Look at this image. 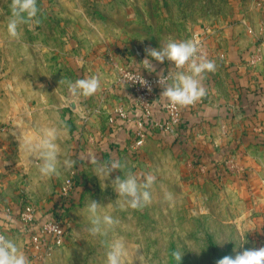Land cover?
I'll list each match as a JSON object with an SVG mask.
<instances>
[{"label": "rangeland", "instance_id": "rangeland-1", "mask_svg": "<svg viewBox=\"0 0 264 264\" xmlns=\"http://www.w3.org/2000/svg\"><path fill=\"white\" fill-rule=\"evenodd\" d=\"M10 4L0 0V165L7 170L0 172V226L29 264L34 263L21 210L29 203L44 210L61 183L76 175L88 188L67 213L66 245L49 253L45 264H106L107 247L115 240L125 245L123 264H176L171 253L177 249L184 255L181 264H216L264 247V181L253 185L224 175L203 176L173 149V133L151 138L122 170L100 181L92 163L79 162L78 139L65 116L70 101L78 99L67 82L82 79L78 62L83 56L92 55L112 70L117 54L139 49L148 58L147 48L170 39L192 41L203 31L229 57L234 49L250 52L243 57L257 58L254 66L264 72V49L257 54L264 39L256 37L263 30L264 0H37L39 23L21 26L19 40L7 33ZM106 90L99 88L102 94ZM52 128L58 133L60 163L56 174L44 177L35 154L19 143H37ZM65 159L75 161L73 169L63 166ZM128 172L138 182L149 173L156 178L151 203L141 209L122 207L111 186ZM165 191L172 194L171 202ZM91 200L104 206L99 216L119 221L96 236L88 231Z\"/></svg>", "mask_w": 264, "mask_h": 264}, {"label": "crops", "instance_id": "crops-1", "mask_svg": "<svg viewBox=\"0 0 264 264\" xmlns=\"http://www.w3.org/2000/svg\"><path fill=\"white\" fill-rule=\"evenodd\" d=\"M262 29L256 35L258 39H264V23ZM206 34L203 56L216 65V70L205 73L201 81L206 96L196 107L183 111L181 124L172 137L147 123L146 129L150 134L147 142L151 138H172L173 149L193 161L191 167L194 171L200 170L206 177H235L241 183L255 185L264 181V72L259 65L252 67L249 64L250 60L246 58L250 52L243 54L240 48L234 49L229 57L223 49L211 44ZM234 36L236 43L240 37L237 33ZM263 49L264 43L257 54ZM221 54L226 56L222 58ZM115 58L119 63H129L146 75H161L168 70H176L169 61L161 64L152 60L153 67L145 65L143 61L146 58H137L131 50L117 54ZM78 63L82 79L97 76L100 86L107 88L103 94L98 90L91 97L78 96L74 102L70 101L66 110L65 116L71 121L78 139V160L85 167L93 159L98 162L118 160L124 168L136 156L129 151L136 119L132 100L118 84L117 69L109 70L110 67L97 62L92 55L81 57ZM162 91V88L158 90L152 111L154 120L164 122L166 115L162 107L167 99L160 97ZM118 106L129 111L130 122L116 120L114 125L109 122L110 118L116 117L114 111ZM2 170L7 172L0 165V172ZM86 188L88 185L81 180L74 204L79 193ZM57 191L58 188L49 206L38 210L42 221L53 218ZM21 227L24 228L22 224Z\"/></svg>", "mask_w": 264, "mask_h": 264}, {"label": "clouds", "instance_id": "clouds-1", "mask_svg": "<svg viewBox=\"0 0 264 264\" xmlns=\"http://www.w3.org/2000/svg\"><path fill=\"white\" fill-rule=\"evenodd\" d=\"M39 8L37 0H11L10 16L7 20V33L10 37L19 40L21 26L31 27L34 23L38 24ZM146 58L143 64L153 67L152 60L161 64L165 61H170L174 64L175 72H168L167 75H160L159 85L163 89L161 96L166 98L170 109L187 107L194 105L206 96V90L202 86V79L205 73L214 72L216 65L213 61L206 59L199 54L198 47L192 41H175L168 40L159 48L145 49ZM151 58V62L149 61ZM187 66V71H180ZM133 84L139 83L141 86H148V82L140 76L129 75L127 77ZM171 81V83H169ZM65 83L61 79L60 84ZM68 90L75 96L91 97L100 88V80L97 76L90 78L78 79L74 82H67ZM149 91L151 88L149 87ZM57 130L55 128L43 131L42 136L37 143L25 141L20 144V147H26L29 151L35 154V166L39 173L44 177H50L57 173L58 164L60 163L55 140L57 138ZM95 166L94 171L100 179H110L111 174L123 165L118 160L111 162H98L95 159L91 160ZM75 161L65 159L63 166L67 170L73 169ZM155 176L151 173L144 176L143 182H138L137 177L128 172L124 178L117 176L111 182V186L119 198H122V207L127 206L131 209H141L151 203L150 189L155 183ZM164 198L171 202L173 196L170 192L165 191ZM104 207L91 200L86 205V210L90 216L91 227L88 231L92 236H96L108 229L113 228L119 223L110 215L99 216L98 209ZM125 255V245L121 240H115L108 245L106 251V264H123ZM176 264H181L183 256L179 249L171 253ZM141 261L143 257L141 256ZM0 264H29L26 256L20 251L17 244L0 234ZM216 264H264V247L245 249L242 252H237L235 257L225 256L219 259Z\"/></svg>", "mask_w": 264, "mask_h": 264}, {"label": "built area", "instance_id": "built-area-1", "mask_svg": "<svg viewBox=\"0 0 264 264\" xmlns=\"http://www.w3.org/2000/svg\"><path fill=\"white\" fill-rule=\"evenodd\" d=\"M207 34L203 31H197L193 35L192 42L198 47L199 54L203 55L206 49ZM134 55L139 59H144V54L141 50L136 49ZM222 58L224 54L220 55ZM258 59L253 57L250 61L251 65H255ZM113 67L118 71V84L124 90L127 91L128 96L132 100L135 119V135L134 139L130 143L129 151L133 155L139 154L143 151L147 140L149 139V132L146 129L147 123L150 122L151 127L167 133H175L181 124L182 113L185 109H191L197 106L199 101L194 105L177 108L175 110L170 109L168 101L163 105L162 109L165 112V121L154 120L152 107L157 99L158 90L161 89L158 81L160 75H146L145 73L135 69L129 63H119L117 60L113 62ZM168 70L162 75H167ZM176 70H172L175 72ZM180 71H187V66ZM129 75L140 76L148 82V86H141L139 83H132L127 79ZM171 83V81H169ZM149 87L151 91H149ZM113 116L110 118V123L115 124L116 120L122 122H130L131 117L129 111L123 106H118ZM80 177H70L65 179L58 187L57 199L53 206L55 212L53 218L42 221L40 219L39 211L36 205L29 203L23 207L20 212V223L23 225L24 232L28 236L27 253L31 261L34 264H45L49 253L63 247L68 241L67 225L68 221L67 213L70 207L75 202V196L79 190ZM0 234L4 235L3 229L0 226Z\"/></svg>", "mask_w": 264, "mask_h": 264}]
</instances>
